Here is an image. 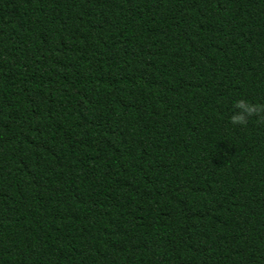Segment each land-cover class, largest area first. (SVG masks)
<instances>
[{"label":"trees","instance_id":"1","mask_svg":"<svg viewBox=\"0 0 264 264\" xmlns=\"http://www.w3.org/2000/svg\"><path fill=\"white\" fill-rule=\"evenodd\" d=\"M0 264H264V0H0Z\"/></svg>","mask_w":264,"mask_h":264},{"label":"clouds","instance_id":"2","mask_svg":"<svg viewBox=\"0 0 264 264\" xmlns=\"http://www.w3.org/2000/svg\"><path fill=\"white\" fill-rule=\"evenodd\" d=\"M237 109H240V113L231 117L233 124L246 123L245 116H251L254 112H258L259 109L251 105H247L244 101H237L235 104Z\"/></svg>","mask_w":264,"mask_h":264}]
</instances>
